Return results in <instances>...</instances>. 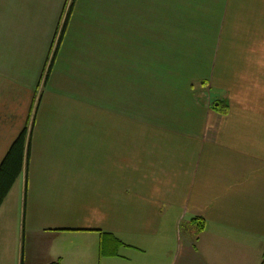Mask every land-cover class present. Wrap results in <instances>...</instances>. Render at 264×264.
Segmentation results:
<instances>
[{
  "label": "crops",
  "instance_id": "crops-1",
  "mask_svg": "<svg viewBox=\"0 0 264 264\" xmlns=\"http://www.w3.org/2000/svg\"><path fill=\"white\" fill-rule=\"evenodd\" d=\"M67 4L0 0V264H261L264 0H76L44 79Z\"/></svg>",
  "mask_w": 264,
  "mask_h": 264
},
{
  "label": "trees",
  "instance_id": "trees-1",
  "mask_svg": "<svg viewBox=\"0 0 264 264\" xmlns=\"http://www.w3.org/2000/svg\"><path fill=\"white\" fill-rule=\"evenodd\" d=\"M75 1L76 0H72L71 4L68 7V13L64 20L62 33L59 38V44L64 37L65 30L68 25ZM58 48L59 45L56 51L58 50ZM52 64L53 62L49 66L47 77L52 68ZM213 106L215 109L219 110L223 114L228 112V104L226 101L215 102ZM31 138H32V128H30V125H27L13 141L6 156L4 157L3 161L0 164V208L4 203L8 194L12 190L14 184L18 180L19 176L23 172L26 173L28 172L30 154H31ZM191 223L196 226L197 233H201L205 229L206 223L204 218H200V217L193 218L191 220ZM118 243L119 245L122 244L120 241H118ZM53 264H59V262ZM261 264H264V254L262 256Z\"/></svg>",
  "mask_w": 264,
  "mask_h": 264
},
{
  "label": "rangeland",
  "instance_id": "rangeland-1",
  "mask_svg": "<svg viewBox=\"0 0 264 264\" xmlns=\"http://www.w3.org/2000/svg\"><path fill=\"white\" fill-rule=\"evenodd\" d=\"M70 1H71V0H68V4H71ZM68 4H67V5H68ZM66 10H67V9H66ZM65 12H66V13L64 14V18H65V16H67L66 14L68 13V11H65ZM64 18H63V21H64ZM62 25H64L63 22H62L61 25H60V27H61L60 29H61V30H62ZM61 30H59V31L57 32V37H56L55 44H57L56 42H58V40H59ZM57 39H58V40H57ZM54 55H55V52L52 50L49 61H50L51 59L54 58ZM49 61H48V64H47V68H48V65H49ZM47 72H48V70L46 69V71H45V73H44V79L46 78ZM43 81H44V80H43Z\"/></svg>",
  "mask_w": 264,
  "mask_h": 264
},
{
  "label": "built area",
  "instance_id": "built-area-1",
  "mask_svg": "<svg viewBox=\"0 0 264 264\" xmlns=\"http://www.w3.org/2000/svg\"><path fill=\"white\" fill-rule=\"evenodd\" d=\"M57 40H58V39H57ZM56 43H57V42H56ZM56 47H57V44H55V46H54V49H53L54 52H55ZM51 60H52V59H51ZM51 60L49 61L48 69H49V66L51 65V62H52ZM48 69H47V70H48Z\"/></svg>",
  "mask_w": 264,
  "mask_h": 264
}]
</instances>
